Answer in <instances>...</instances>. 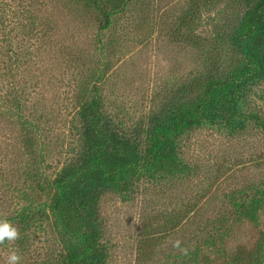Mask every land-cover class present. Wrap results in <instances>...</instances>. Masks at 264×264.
Instances as JSON below:
<instances>
[{
    "label": "rangeland",
    "instance_id": "374dc122",
    "mask_svg": "<svg viewBox=\"0 0 264 264\" xmlns=\"http://www.w3.org/2000/svg\"><path fill=\"white\" fill-rule=\"evenodd\" d=\"M122 1L101 28L83 0H0V218L21 234L0 264L13 249L20 264H65L74 240L49 217L52 182L78 159L95 95L119 134L141 129L142 173L100 198L104 264H230L257 242L264 264V79L240 91L230 124L201 119L165 169L146 164L152 118L192 113L208 78L240 65L232 40L249 4Z\"/></svg>",
    "mask_w": 264,
    "mask_h": 264
},
{
    "label": "trees",
    "instance_id": "16d2710c",
    "mask_svg": "<svg viewBox=\"0 0 264 264\" xmlns=\"http://www.w3.org/2000/svg\"><path fill=\"white\" fill-rule=\"evenodd\" d=\"M83 1L96 10L98 22H102L101 28L108 26L111 11L118 10L125 3L122 0ZM241 2L249 4V8L232 40L240 65L220 78L209 77L203 96L192 113L152 118L146 135L147 165L158 163L164 168L176 155L175 140L179 133L201 119H219L230 124L235 118L234 102L240 91L254 80L264 79V0ZM100 102V96L95 95L83 104L79 114L84 140L78 159L64 166L52 182L54 191L49 217L57 234L74 240V245L71 244L65 252V264H104L106 252L100 241L101 195L108 189H126L128 183L123 178L124 174L137 176L143 171L139 167L137 153L141 145V129L134 128L128 136L119 134ZM252 118L256 120V117ZM249 119L250 116L243 115L238 123L243 125ZM260 243L251 249L239 248L230 257V264H257L259 257L256 254L262 247ZM204 264L209 262L204 259Z\"/></svg>",
    "mask_w": 264,
    "mask_h": 264
},
{
    "label": "clouds",
    "instance_id": "9594fccd",
    "mask_svg": "<svg viewBox=\"0 0 264 264\" xmlns=\"http://www.w3.org/2000/svg\"><path fill=\"white\" fill-rule=\"evenodd\" d=\"M20 238L21 234L19 228L6 217L0 218V245L5 242H8L9 245H14ZM172 247L174 249H178L185 257L189 255V248L182 247V241L180 239L173 241ZM21 259V254L17 250L13 249L7 254L5 264H20Z\"/></svg>",
    "mask_w": 264,
    "mask_h": 264
}]
</instances>
